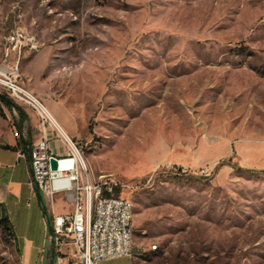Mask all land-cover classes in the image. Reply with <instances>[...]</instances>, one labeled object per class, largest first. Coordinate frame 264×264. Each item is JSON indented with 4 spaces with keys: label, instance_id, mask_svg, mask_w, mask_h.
Here are the masks:
<instances>
[{
    "label": "rangeland",
    "instance_id": "374dc122",
    "mask_svg": "<svg viewBox=\"0 0 264 264\" xmlns=\"http://www.w3.org/2000/svg\"><path fill=\"white\" fill-rule=\"evenodd\" d=\"M12 30L39 43L20 83L133 204L104 264H264V0H0V65ZM0 264H25L1 226Z\"/></svg>",
    "mask_w": 264,
    "mask_h": 264
},
{
    "label": "built area",
    "instance_id": "2783aa9c",
    "mask_svg": "<svg viewBox=\"0 0 264 264\" xmlns=\"http://www.w3.org/2000/svg\"><path fill=\"white\" fill-rule=\"evenodd\" d=\"M38 48L36 38L25 31L12 30L5 36L0 91L32 108L39 119L40 138L29 155L33 186L45 195L52 210L59 197L71 208L65 214L53 215L47 236L49 250L60 254L63 247H72L70 264L132 258L127 238L133 231V204L116 195L122 185L112 178L94 179L81 144L65 134L47 107L20 83L19 61L26 52ZM53 159L56 170L52 169Z\"/></svg>",
    "mask_w": 264,
    "mask_h": 264
},
{
    "label": "crops",
    "instance_id": "0c3cea01",
    "mask_svg": "<svg viewBox=\"0 0 264 264\" xmlns=\"http://www.w3.org/2000/svg\"><path fill=\"white\" fill-rule=\"evenodd\" d=\"M19 106L27 116V120L21 125V131L17 129L20 116L16 110L11 112L14 119L17 118L14 127L0 121V211L9 220L14 243L21 252L24 263L31 264L32 255L50 251L47 236L53 215L65 214L71 208L59 197L52 210L45 195L33 186L30 159L26 154L22 156V151L24 142H29L27 126H34L38 132V124L33 122L29 109ZM31 138L32 144L39 140L36 136ZM62 253L70 257L73 249L63 247Z\"/></svg>",
    "mask_w": 264,
    "mask_h": 264
},
{
    "label": "trees",
    "instance_id": "16d2710c",
    "mask_svg": "<svg viewBox=\"0 0 264 264\" xmlns=\"http://www.w3.org/2000/svg\"><path fill=\"white\" fill-rule=\"evenodd\" d=\"M3 108H7L10 112H13V110H16L18 112V114L20 116V120H19V123L17 124V129L19 131H21V125L23 124L24 121L27 120V116L23 113L22 108L17 103H15L9 97V95L0 91V114L2 116H4ZM32 145H33L32 143L25 141L22 152L29 156ZM0 226L4 230L5 233L9 234V236L13 237V239H14L12 228L9 225V220L3 214L2 211H0ZM49 230H51L50 227H49ZM55 263H56V258L53 259V264H55Z\"/></svg>",
    "mask_w": 264,
    "mask_h": 264
},
{
    "label": "bare ground",
    "instance_id": "6f19581e",
    "mask_svg": "<svg viewBox=\"0 0 264 264\" xmlns=\"http://www.w3.org/2000/svg\"><path fill=\"white\" fill-rule=\"evenodd\" d=\"M52 115V114H51ZM53 116V115H52ZM54 117V116H53ZM55 119V118H54ZM56 120V119H55ZM58 123V122H57ZM59 124V123H58ZM60 126V125H59ZM61 127V126H60ZM62 131L65 133L63 128L61 127ZM66 134V133H65ZM131 217L133 218V207L131 209ZM127 246H128V251H133V231L129 233V238H127ZM133 256V254H132Z\"/></svg>",
    "mask_w": 264,
    "mask_h": 264
},
{
    "label": "water",
    "instance_id": "95a60500",
    "mask_svg": "<svg viewBox=\"0 0 264 264\" xmlns=\"http://www.w3.org/2000/svg\"><path fill=\"white\" fill-rule=\"evenodd\" d=\"M51 165L53 170L57 169V162L54 159L51 161Z\"/></svg>",
    "mask_w": 264,
    "mask_h": 264
}]
</instances>
